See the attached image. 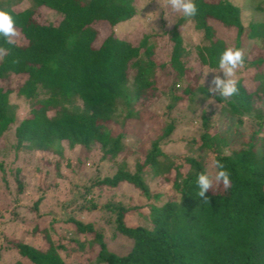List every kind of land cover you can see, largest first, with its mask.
<instances>
[{"label": "trees", "instance_id": "1", "mask_svg": "<svg viewBox=\"0 0 264 264\" xmlns=\"http://www.w3.org/2000/svg\"><path fill=\"white\" fill-rule=\"evenodd\" d=\"M21 3L26 4L22 9ZM196 3V16L179 13L168 30L160 15L163 27L156 34L168 33L170 52L169 61L159 62L153 58L155 33L132 40L115 32L137 18L133 0H0V9L11 13L25 38V43L9 44L0 37V47L7 49L0 59L1 155L8 154L6 149L16 158L24 152L51 153L59 158L53 161L55 169L63 160L78 180L83 166L90 169L85 165L90 153L102 163L94 178L69 187L65 218L46 213L42 228L37 222L29 228L31 234L40 232L39 245L20 239L0 244V264H9L4 260L8 249L17 256L15 264H264V21L252 19L245 26L233 0ZM255 10L264 13V0ZM44 11L58 21H43ZM95 22L111 26L98 46ZM188 28L199 34L195 45L184 36ZM228 47L244 50L245 66L237 72L238 94L224 100L211 97L202 69L218 71ZM242 72L257 83L254 90L244 86ZM167 92L160 116L151 114L147 108ZM12 95L28 103L22 118ZM202 98L215 99L226 112L213 118L202 110L195 116L193 107ZM183 106L193 115L191 121ZM154 118L162 122L160 133L141 144L135 132ZM228 118L235 134L246 119L254 121L255 128L238 146L216 132V122ZM194 119L198 127L195 137L186 140V155L164 151L177 125ZM75 148L79 157H64ZM124 148L131 150L132 168L125 159L101 176L98 171ZM216 161L230 173L231 187L210 189L205 203L197 194V175L219 171L212 167ZM20 171L15 166L13 205L25 190ZM0 172L8 190L2 161ZM56 175L63 178L60 171ZM125 183L135 188L142 205L133 194L116 193ZM41 201L35 199L33 209ZM133 215L138 223L127 224ZM106 239L127 240L126 253L112 251ZM79 247L87 253L79 255Z\"/></svg>", "mask_w": 264, "mask_h": 264}, {"label": "rangeland", "instance_id": "2", "mask_svg": "<svg viewBox=\"0 0 264 264\" xmlns=\"http://www.w3.org/2000/svg\"><path fill=\"white\" fill-rule=\"evenodd\" d=\"M133 2L136 5L138 16L132 23L127 24L126 26L121 25L115 27V32L120 37L126 36L129 39L138 40L143 34H156L157 32L161 31V28L163 27L161 25L162 22H160L159 19L160 15L163 19L166 20L167 27H165V29L168 30L173 26L175 22V16L179 14L172 11L170 6L167 5V0H160V4L158 3V0H133ZM233 2L240 7L241 18L245 26H248L249 22L252 19H254V21H264V13H260L255 10L257 3L261 2V0H233ZM25 6V3H21L18 5V8L22 9ZM44 15L47 18H43V21L49 20V22H52L54 24L58 21L57 18H53L54 16H52L47 11H44ZM165 15H167L168 18L173 20L174 22L172 24H169V20ZM93 26V28H95L97 32L96 39L94 40V45L98 46V44L111 33V26L107 22H95ZM159 35L160 34H156V36L151 38L155 44L153 58L157 59L159 62L169 61L168 55L170 52V42L168 39V33H164L162 37ZM184 36L187 42L191 45L197 44L199 39V34L194 32V30H192L191 28H188V31L184 34ZM15 41L25 43V38L19 34L17 37H15ZM194 57V55L191 56V58H193V61ZM195 64L196 62H194V65ZM197 67L199 66L195 65L193 68L196 69ZM202 71V82L209 85V81L211 80L213 75L211 71L216 70L204 67ZM244 72L241 73L243 77L242 83L248 90H254L257 86V83L249 79ZM207 73H209L208 77ZM221 75H223L222 72ZM238 77L239 75L236 73L235 78L237 79ZM167 95L168 92L167 94H163V96H161L160 99L155 104H153V106L147 108L149 109L151 114L153 113L158 117L160 116L164 105L168 103L169 99L167 98ZM11 99V101L17 106V117L22 118L27 115L29 111L27 101L14 95H12ZM120 100H122V98ZM208 100L209 99L202 98L201 100H198L196 102V106L193 107L195 110V116H198L202 110L211 112L213 118H216L222 111L226 112L222 105L221 107H217V105L220 104L216 101L215 104H208ZM182 108L184 109V113L187 117L186 121H191L193 115H191L188 109H185V106H183ZM161 126L162 122L160 119L154 118V120H151V122L146 120L142 129L140 128L142 131L138 129L140 134H136L135 132V135H138L141 138V144L148 143L149 140L155 139L156 135L160 133ZM197 127L198 123L195 119L192 120V123H189L186 126L177 125V129L171 135L172 141H170L168 144H164L162 146V149L168 153H174V155H186V140H191L195 137L194 135ZM216 127V132L221 136L227 137L229 143L235 146H238L242 143V141L248 136V131L251 128H255L254 121H252V119H246L241 127V133L235 134L232 126L230 125L229 118L225 120V122L217 121ZM11 135L12 130L7 131V136L10 139L9 143L13 142V138ZM261 135L264 139V132ZM9 143H7V145ZM6 150L8 152L6 156H2L0 153V161H2L5 166V174L9 188V191L7 190V188L4 189L7 183L3 184V182L0 181V244H3L5 242L12 244L13 242L20 239L35 245H39L41 236L40 232L36 231V233L31 234L29 228L32 227L35 222H37L39 224V227L42 228V226L48 220L47 217L43 216L46 213H50L57 218H65V207L63 206V203L70 197L68 195L69 187L71 185L80 186L82 183H85L86 180H88L87 176L93 177L94 171L97 172L95 168L97 164L101 165L102 163H97L98 156L96 153H90V157L85 164L86 166H90V169L89 171H87V168L83 166V171H81L80 176L81 179L78 180L79 178L76 177V175L72 174L69 168L64 166L65 163L63 160L60 161V169H55L53 161L59 158L54 154L24 152L22 154L20 153V155L16 158L14 157L13 151H11L10 149ZM130 152V149L124 148L116 158L111 159L110 165L104 166L98 171L100 175H106L110 166L116 165L125 159L127 160L128 166L132 168L134 158ZM224 152L226 153L227 150H224ZM78 153V148H75L72 152L66 150L64 153V157L74 159L75 157H79ZM92 160H95L94 163H92ZM15 166L21 167L19 177H22L21 180L25 185V190L21 194H19V202H16V205H13L11 198H13V195L15 196L17 193L16 187L13 183ZM57 171H60V175L63 178H59V176L56 175ZM1 176L2 174L0 172V177ZM116 193L133 194L135 203L140 205L144 203L143 199L138 195V192L135 190V188L127 183L120 184L116 189ZM101 194L103 196L101 200L103 201L104 197H106V194L105 192H101ZM38 197H42V201L39 204L38 210H35L33 209V201ZM19 219H21L20 223L16 221ZM127 221V224L129 225H135L136 223H138L134 215L128 218ZM106 243L112 251L120 255L126 253L129 244L127 240L122 241L121 239L114 241L106 239ZM83 248L84 247L78 248L82 251L79 253V255L87 253V250H83ZM16 258L17 256H15V252L13 250H5V262L9 264H15L14 261ZM23 261L28 263V261L25 259H23Z\"/></svg>", "mask_w": 264, "mask_h": 264}, {"label": "clouds", "instance_id": "3", "mask_svg": "<svg viewBox=\"0 0 264 264\" xmlns=\"http://www.w3.org/2000/svg\"><path fill=\"white\" fill-rule=\"evenodd\" d=\"M160 4V0H158ZM167 5L170 6L173 12L181 13L186 18L194 17L198 14V6L196 0H167ZM168 18L167 15H165ZM169 24L174 21L169 19ZM19 35L15 27V20L11 13L4 9H0V37L5 38L7 43L14 44L15 37ZM7 54V49L0 47V59H3ZM245 66V54L241 48L228 47L219 58V71H211L213 73L208 85V92L211 97L219 96L224 100H228L234 95L238 94L239 81L236 79V73ZM221 72L223 75H221ZM210 73V72H209ZM207 73V77L209 75ZM208 104H215V99L209 98ZM221 107V105H217ZM212 167L219 169L213 172L211 169L201 172L197 175V186L199 188L198 196L203 199L205 203H209V198L206 193L215 187L223 185L224 189L231 187L230 173L224 169V166L218 161L214 162Z\"/></svg>", "mask_w": 264, "mask_h": 264}]
</instances>
